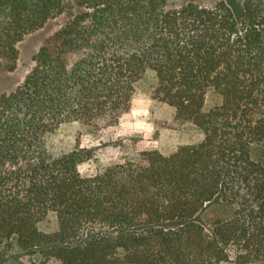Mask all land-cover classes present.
Wrapping results in <instances>:
<instances>
[{
	"label": "trees",
	"instance_id": "1",
	"mask_svg": "<svg viewBox=\"0 0 264 264\" xmlns=\"http://www.w3.org/2000/svg\"><path fill=\"white\" fill-rule=\"evenodd\" d=\"M68 6L0 0L8 71L24 36L69 14L0 96V244L59 264H264V0ZM147 72L152 98L173 112L162 127L197 138L88 176L78 167L89 150L52 151L64 124L116 125ZM219 199L232 216L201 221Z\"/></svg>",
	"mask_w": 264,
	"mask_h": 264
},
{
	"label": "rangeland",
	"instance_id": "2",
	"mask_svg": "<svg viewBox=\"0 0 264 264\" xmlns=\"http://www.w3.org/2000/svg\"><path fill=\"white\" fill-rule=\"evenodd\" d=\"M69 1V13L75 11L78 0ZM187 0H166L167 8H177ZM220 0H195L197 4L206 7L215 6ZM241 0H234L235 5ZM69 14L49 20L42 28L31 32L17 43L18 59L13 71L5 68V62L0 65V96L9 94L20 86L25 77L35 66L34 56L45 39L62 27ZM71 56L70 60H75ZM154 75L145 73L136 84V90L129 111L121 116L114 126L97 132H89L77 122L62 125L57 133L50 138V147L54 153L68 152L75 147L87 149L92 156L78 167L82 175H92L108 165L123 162L141 151L157 150L168 155L181 145L197 138L192 131H179L162 127L164 121L172 118V110L152 98ZM211 98V97H209ZM235 206L223 203L220 199L210 204L201 214V221L213 218L227 219L232 216ZM0 244V253L7 254L0 259V264H59L56 260H46L41 257H30L14 247L8 249Z\"/></svg>",
	"mask_w": 264,
	"mask_h": 264
}]
</instances>
